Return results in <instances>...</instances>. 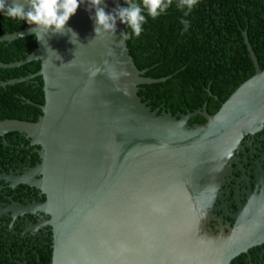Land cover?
<instances>
[{
  "label": "water",
  "instance_id": "95a60500",
  "mask_svg": "<svg viewBox=\"0 0 264 264\" xmlns=\"http://www.w3.org/2000/svg\"><path fill=\"white\" fill-rule=\"evenodd\" d=\"M118 4L128 6H101ZM94 15L81 4L67 25L72 43L71 34L37 38L34 25L0 12V44L36 39L27 56L0 62L29 74L0 86L41 77L44 98L18 99L33 118L0 116V137L21 133L40 156L27 178H0L48 214L50 264H231L264 242V190L232 223L210 227L264 129V68L247 32L255 71L210 110L178 98L142 34L123 39L131 29L118 19L114 34L96 35Z\"/></svg>",
  "mask_w": 264,
  "mask_h": 264
},
{
  "label": "trees",
  "instance_id": "16d2710c",
  "mask_svg": "<svg viewBox=\"0 0 264 264\" xmlns=\"http://www.w3.org/2000/svg\"><path fill=\"white\" fill-rule=\"evenodd\" d=\"M140 2L142 0H135ZM173 6L156 19L148 16L142 38L175 94L191 106L218 110L230 93L254 71L244 41L248 40L264 68V0H199L189 15ZM189 21L185 26L181 20ZM36 39L0 44V62L9 63L27 56ZM29 74L28 69L0 67V81ZM209 88L212 95L208 93ZM18 99L35 104L44 102L42 79L0 86V116L33 118L34 112ZM2 148V147H1ZM2 258V257H1ZM3 261L6 259L2 258Z\"/></svg>",
  "mask_w": 264,
  "mask_h": 264
},
{
  "label": "flooded vegetation",
  "instance_id": "af4514ba",
  "mask_svg": "<svg viewBox=\"0 0 264 264\" xmlns=\"http://www.w3.org/2000/svg\"><path fill=\"white\" fill-rule=\"evenodd\" d=\"M39 163L40 156L34 153L25 135L10 132L0 137V175L26 177ZM261 190H264V129L259 148L227 192L210 227L216 230L220 221L232 223L230 214ZM48 219V214L36 206L15 199L0 178V264H50L52 229ZM231 264H264V242L240 253Z\"/></svg>",
  "mask_w": 264,
  "mask_h": 264
},
{
  "label": "clouds",
  "instance_id": "9594fccd",
  "mask_svg": "<svg viewBox=\"0 0 264 264\" xmlns=\"http://www.w3.org/2000/svg\"><path fill=\"white\" fill-rule=\"evenodd\" d=\"M88 4V10L95 9V15L92 17L95 23L96 35L102 32L115 33L117 31V20L122 21L131 29V33H122L123 39L127 40L134 36L139 38L143 32V25L147 23L144 15V9L152 19H156L162 13L166 12L173 6V0H142L133 2L126 0L127 7H121L119 4L111 13L105 11L101 5L105 0H0V12L4 13L7 18L12 20L25 21L28 25H34L32 33L40 37L41 34L48 35H68L71 34L70 42L73 43L72 37L78 34L68 28V22L74 16L81 4ZM199 0H176V8L184 11L187 16L198 4ZM185 26L184 31L190 26L189 21L181 20ZM100 70L97 69L96 72ZM96 72L92 74L95 75Z\"/></svg>",
  "mask_w": 264,
  "mask_h": 264
}]
</instances>
